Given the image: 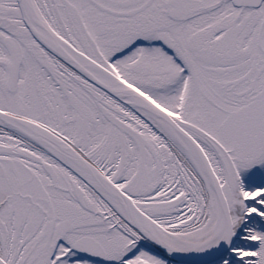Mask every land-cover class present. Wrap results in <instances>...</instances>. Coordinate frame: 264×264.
<instances>
[{
    "label": "snow or ice",
    "instance_id": "6c2138e0",
    "mask_svg": "<svg viewBox=\"0 0 264 264\" xmlns=\"http://www.w3.org/2000/svg\"><path fill=\"white\" fill-rule=\"evenodd\" d=\"M0 264H264V0H0Z\"/></svg>",
    "mask_w": 264,
    "mask_h": 264
}]
</instances>
